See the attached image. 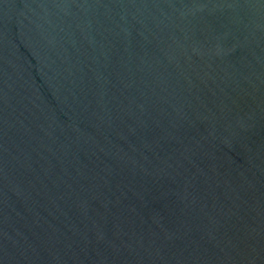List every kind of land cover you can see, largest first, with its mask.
Returning a JSON list of instances; mask_svg holds the SVG:
<instances>
[{
  "label": "water",
  "instance_id": "95a60500",
  "mask_svg": "<svg viewBox=\"0 0 264 264\" xmlns=\"http://www.w3.org/2000/svg\"><path fill=\"white\" fill-rule=\"evenodd\" d=\"M0 264H264V0H0Z\"/></svg>",
  "mask_w": 264,
  "mask_h": 264
}]
</instances>
